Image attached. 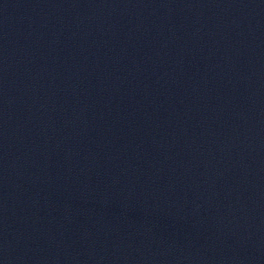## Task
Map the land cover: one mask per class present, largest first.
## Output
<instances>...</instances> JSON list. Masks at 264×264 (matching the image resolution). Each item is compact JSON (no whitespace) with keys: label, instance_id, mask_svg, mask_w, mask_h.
<instances>
[{"label":"water","instance_id":"obj_1","mask_svg":"<svg viewBox=\"0 0 264 264\" xmlns=\"http://www.w3.org/2000/svg\"><path fill=\"white\" fill-rule=\"evenodd\" d=\"M0 264H264V0H0Z\"/></svg>","mask_w":264,"mask_h":264}]
</instances>
